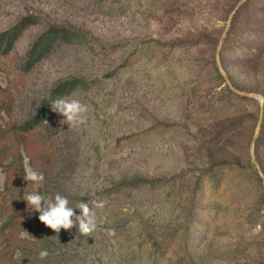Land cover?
<instances>
[{
    "label": "rangeland",
    "instance_id": "rangeland-1",
    "mask_svg": "<svg viewBox=\"0 0 264 264\" xmlns=\"http://www.w3.org/2000/svg\"><path fill=\"white\" fill-rule=\"evenodd\" d=\"M240 1L0 0V34L30 17L0 53V264H264V102L244 94L264 98V0ZM55 25L74 42L30 66ZM71 82L86 122L50 109L18 136ZM33 191L102 203L97 230L55 233Z\"/></svg>",
    "mask_w": 264,
    "mask_h": 264
},
{
    "label": "clouds",
    "instance_id": "clouds-1",
    "mask_svg": "<svg viewBox=\"0 0 264 264\" xmlns=\"http://www.w3.org/2000/svg\"><path fill=\"white\" fill-rule=\"evenodd\" d=\"M256 98L264 99L258 95ZM51 110L63 117L60 121L61 124H67L69 128H73L86 122L88 107L77 99L59 97L52 100ZM24 172V180L32 182L37 187L42 186L44 175L30 166L27 155L24 156ZM23 200L26 201L28 209L39 213V221L55 233L59 234L61 229L71 230L74 226H78V232L87 237H92V233L98 227L95 209L103 207L102 203L95 201L91 207L85 202L78 203L76 207H70L67 197L59 193H56L54 197H46L39 191L27 193ZM76 209H79V215H77ZM47 256V250H42L39 253L41 259Z\"/></svg>",
    "mask_w": 264,
    "mask_h": 264
},
{
    "label": "trees",
    "instance_id": "trees-1",
    "mask_svg": "<svg viewBox=\"0 0 264 264\" xmlns=\"http://www.w3.org/2000/svg\"><path fill=\"white\" fill-rule=\"evenodd\" d=\"M30 17H25L19 23L12 27L11 29L4 31L0 34V53L3 55H7L13 49L14 43L16 38L18 37L19 33L24 30L28 26V20ZM78 34L77 31L65 27V26H52L46 32L41 34L38 39L34 42L31 49L28 51V61L27 64L30 66L40 60L43 56L47 55L51 51V47L53 46L54 42L57 41L58 43H73L74 38ZM77 82H71L68 84L60 85L56 90H54L49 96L46 97L43 103V109L41 113L35 117L34 119L28 121L27 123L16 127L13 126L11 128H15L18 136L22 133H26L29 130H32L35 126L39 125L40 120L46 115L47 111L51 109V102L52 100L62 97L66 88L69 90L73 89L76 86ZM68 86V87H67ZM34 126V127H33ZM13 130V129H12ZM19 158L22 161V155L19 153ZM8 171V175L10 173L9 168H6ZM20 173H22V177H24V165L23 163L18 167ZM9 180V179H8ZM161 181L152 180L149 181V184H156ZM159 258H155V262L157 263Z\"/></svg>",
    "mask_w": 264,
    "mask_h": 264
},
{
    "label": "water",
    "instance_id": "water-1",
    "mask_svg": "<svg viewBox=\"0 0 264 264\" xmlns=\"http://www.w3.org/2000/svg\"><path fill=\"white\" fill-rule=\"evenodd\" d=\"M246 0H241L238 4H237V6H236V8L234 9V11L233 12H235L244 2H245ZM231 20V19H230ZM225 35H226V33H223V35H222V41L224 40V37H225ZM244 94H247V95H249V96H257V95H255V94H252V93H244ZM262 101L264 102V100L262 99ZM263 117H264V109H263V107H262V110H261V114H260V119H259V125H258V128H260V126H261V123H262V120H263ZM254 140H256V137L254 138ZM255 141H253V143H254ZM254 161H255V159H254Z\"/></svg>",
    "mask_w": 264,
    "mask_h": 264
}]
</instances>
